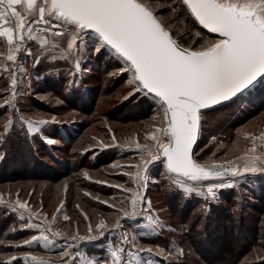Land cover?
<instances>
[{
    "label": "snow or ice",
    "instance_id": "obj_1",
    "mask_svg": "<svg viewBox=\"0 0 264 264\" xmlns=\"http://www.w3.org/2000/svg\"><path fill=\"white\" fill-rule=\"evenodd\" d=\"M205 30L215 35L209 38ZM61 44L66 45L64 53L74 57V63L66 69L73 77L72 84L83 71V56L104 51L114 54L119 67L113 75L131 73L128 83L134 91L130 95L142 93L144 99L151 98L161 110L159 125L145 136L151 143H135L140 164L112 165L136 168L135 188L108 185L120 188L127 198L117 205L94 197L113 209V214H101L92 223L83 213L88 221L86 234L80 235L77 230L69 236L53 231L45 221L34 222V214L28 211V222L22 223L19 231L35 229L39 235L11 244L0 240V244L32 249L35 243L43 242L45 250H58L59 259L38 258L30 252L21 257L10 253L0 259V264H20L21 260L25 264H171L170 248L141 245L138 241L145 233L135 232L146 216L154 225L153 231H157L155 226L164 227L150 215L151 201L141 192L148 182L149 165H163L167 179L185 178L190 183L174 180L179 190L186 197L194 194L206 202L215 201L222 190L236 187L245 174L264 173V153L256 154L255 143L244 155L218 163H201L194 152L204 110L233 101L258 79L264 80V0H0V71L10 79L8 89L3 91L12 93L0 104V108L11 109L0 139L6 140L15 132L30 136L41 131L19 113L16 98L23 93L17 92L15 66L33 57L36 68L45 50L60 48ZM61 59L68 61L69 56L62 55ZM55 61L53 57L49 63ZM52 71L58 69L53 67ZM21 76L31 79L24 70ZM250 139L255 141L257 137ZM259 139L264 142V133ZM46 142L55 143L51 138ZM202 186H206V193ZM9 207L15 213L28 210V203L17 198ZM63 218L69 220L67 215ZM18 219L24 221V214ZM125 222L131 223V231ZM57 237L61 238L59 243ZM85 244L95 245L104 254L86 252ZM179 254H183L182 249ZM256 260L264 264V256L257 255ZM245 264L256 261L247 260Z\"/></svg>",
    "mask_w": 264,
    "mask_h": 264
},
{
    "label": "rangeland",
    "instance_id": "obj_2",
    "mask_svg": "<svg viewBox=\"0 0 264 264\" xmlns=\"http://www.w3.org/2000/svg\"><path fill=\"white\" fill-rule=\"evenodd\" d=\"M64 47L66 45L61 44L60 48L45 50L36 68H33V57L18 61L15 66L17 92L23 93L16 98L19 113L41 131L30 136L15 132L6 140L0 139V240L9 244L39 235V230L35 229L19 231L21 224L28 222V211L34 214V222L45 221L51 224L53 231L69 236L77 230L80 235L86 234L88 221L83 213L92 223L101 214H113V209L94 197L117 205L127 198L128 194L120 188L108 185L135 188L136 168L112 165L140 164L141 156L135 143H151L145 136L159 125L161 110L150 97L148 110L141 113L135 110L136 100L142 98V93L130 95L134 91L128 83L130 72L113 75L119 67L114 54L104 51L83 56V71L72 84L73 77L66 69L74 63V57L64 53ZM62 55H68V61L62 60ZM53 57L56 61L49 63ZM53 67L58 72L52 71ZM21 70L31 79L21 76ZM9 84L8 74L0 71V104L5 103V96L12 95L11 91H3ZM244 93L221 104H227L224 107L218 105L204 111L195 150L199 162L235 159L236 155H244L253 143L257 146L256 154L264 153V142L259 139L264 133V80L260 79ZM10 112V108H0V133ZM41 120L48 123L39 124ZM251 136L257 139L253 141ZM46 138L55 143L48 144ZM164 173L163 165L158 162L149 165L148 182L146 188L141 189L151 201L150 215L164 225L155 226L157 231H153L154 225L146 216L141 226L135 228L136 233H145L138 241L141 245L170 248L171 264H245L247 260L259 264L256 256H264L261 249L264 244V173L245 174V179L236 187L222 190L215 201L207 202L194 194L186 197L174 180L190 182L183 177L167 179ZM105 181L107 183H103ZM202 191L207 192L206 186H202ZM17 198L28 203V210L11 212L9 205L15 204ZM58 208H61L59 212ZM22 213L24 221L18 219ZM37 213L40 215H35ZM65 215L69 220H64ZM219 220H224L225 225L231 220L232 227L224 232L223 239L221 235L217 237L220 240L216 247L211 245L205 231L215 235L219 231L223 233ZM125 227L131 231L133 226L125 222ZM194 229L199 233L197 237L192 234ZM60 239L56 238L58 243ZM84 250L104 254L93 244H85ZM27 252L38 258L59 259L58 250H45L43 242L35 243L32 249L0 244V253L4 254L0 259L10 253L21 257ZM20 264L25 261L21 260Z\"/></svg>",
    "mask_w": 264,
    "mask_h": 264
},
{
    "label": "trees",
    "instance_id": "obj_3",
    "mask_svg": "<svg viewBox=\"0 0 264 264\" xmlns=\"http://www.w3.org/2000/svg\"><path fill=\"white\" fill-rule=\"evenodd\" d=\"M206 36H213V35H211V34H207L206 33V31H205V33H204ZM253 89V88H252ZM243 94H245V93H243ZM264 96V95H263ZM141 97L142 98H140L138 101L136 100V103H135V105H136V109L135 110H137L139 113H141V112H143V110H148L151 106V101H149L150 99L148 98V99H144L143 98V94L141 95ZM257 97H260V96H257ZM261 99V101H263V97H261L260 98ZM227 104H225V105H221V106H219L220 108L221 107H224V106H226ZM258 105H260V103L258 104ZM198 146V145H197ZM196 158H197V155H196ZM220 215V214H219ZM219 221H221L220 223H221V225H220V230H222V232L223 233H217L216 235L215 234H212L211 233V231H209V230H206L205 231V233H207L208 234V239L210 240V243H211V245L212 244H214L216 247H218L217 245H219L218 244V242H219V240L220 239H217V237L219 236V235H221V237H222V239L224 238V232L225 231H227V230H230V228L232 227V222H231V220L229 221V224L228 225H225V222H224V220L222 221V220H219ZM219 223V224H220ZM208 231V232H207ZM193 233V235H195V237H197L198 235H199V233L194 229V231H192ZM219 238V237H218ZM207 242H208V240H207ZM204 252H206V248H204Z\"/></svg>",
    "mask_w": 264,
    "mask_h": 264
},
{
    "label": "water",
    "instance_id": "obj_4",
    "mask_svg": "<svg viewBox=\"0 0 264 264\" xmlns=\"http://www.w3.org/2000/svg\"><path fill=\"white\" fill-rule=\"evenodd\" d=\"M205 31H206V30H205ZM211 35L214 36L215 34H211ZM259 80H260V79H258L257 82H258ZM257 82H255V84H256ZM250 88H251V87H250ZM250 88H249V89H250ZM247 90H248V89H247ZM245 91H246V90H245ZM245 91H244V92H245ZM228 102H229V101H228ZM223 103H226V102H223ZM223 103H222V104H223ZM220 105H221V104H220ZM216 106H218V105H216ZM214 107H215V106H214ZM204 111H205V110H204ZM199 138H200V136H199ZM199 138H198L197 144L194 146V152H195V150H196V148H197V145H198V142H199Z\"/></svg>",
    "mask_w": 264,
    "mask_h": 264
},
{
    "label": "built area",
    "instance_id": "obj_5",
    "mask_svg": "<svg viewBox=\"0 0 264 264\" xmlns=\"http://www.w3.org/2000/svg\"><path fill=\"white\" fill-rule=\"evenodd\" d=\"M59 240V239H58Z\"/></svg>",
    "mask_w": 264,
    "mask_h": 264
}]
</instances>
